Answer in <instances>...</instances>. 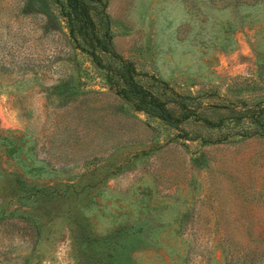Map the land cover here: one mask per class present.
Masks as SVG:
<instances>
[{"label":"rangeland","instance_id":"374dc122","mask_svg":"<svg viewBox=\"0 0 264 264\" xmlns=\"http://www.w3.org/2000/svg\"><path fill=\"white\" fill-rule=\"evenodd\" d=\"M88 7L181 120L113 90L63 0H0V264H264V0Z\"/></svg>","mask_w":264,"mask_h":264},{"label":"trees","instance_id":"16d2710c","mask_svg":"<svg viewBox=\"0 0 264 264\" xmlns=\"http://www.w3.org/2000/svg\"><path fill=\"white\" fill-rule=\"evenodd\" d=\"M89 0H63V15L69 29L81 37L88 50L91 62L104 73L106 81L122 98H132L136 107L151 117L174 126L181 119L170 115L158 102L150 91L135 80L136 72L130 63L123 62L112 49L110 40L106 35L99 34L91 22L88 13ZM102 55L119 63L118 69L112 68L103 62ZM120 84V85H119ZM122 84V85H121ZM261 125V124H260ZM264 134V124L261 125Z\"/></svg>","mask_w":264,"mask_h":264}]
</instances>
